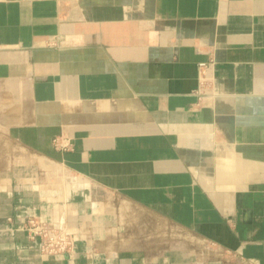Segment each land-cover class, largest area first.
Wrapping results in <instances>:
<instances>
[{"label": "crops", "instance_id": "obj_1", "mask_svg": "<svg viewBox=\"0 0 264 264\" xmlns=\"http://www.w3.org/2000/svg\"><path fill=\"white\" fill-rule=\"evenodd\" d=\"M100 192L221 259L112 246ZM0 264H264V0H0Z\"/></svg>", "mask_w": 264, "mask_h": 264}, {"label": "rangeland", "instance_id": "obj_2", "mask_svg": "<svg viewBox=\"0 0 264 264\" xmlns=\"http://www.w3.org/2000/svg\"><path fill=\"white\" fill-rule=\"evenodd\" d=\"M56 170L58 173L54 179H51V184L56 190H63L67 183L66 178L70 179L71 176L66 171L63 173L62 170V173H59L60 167H56ZM41 181L47 184L50 180L41 176ZM96 200L99 203L97 210L99 212L102 210V214H108L109 218H112L113 224L109 222L106 232L108 231L112 246L116 248L150 252L153 256L165 251L188 250L208 260H220L222 257V253L215 246L194 240L190 232L157 218L116 194L100 192Z\"/></svg>", "mask_w": 264, "mask_h": 264}, {"label": "built area", "instance_id": "obj_3", "mask_svg": "<svg viewBox=\"0 0 264 264\" xmlns=\"http://www.w3.org/2000/svg\"><path fill=\"white\" fill-rule=\"evenodd\" d=\"M209 66L208 63L200 64L203 86L207 83L205 71ZM20 229L28 234L30 240L39 241L40 251L43 254L72 257L76 252V237L68 230L60 229L58 224L43 222L38 217H29L21 222Z\"/></svg>", "mask_w": 264, "mask_h": 264}, {"label": "bare ground", "instance_id": "obj_4", "mask_svg": "<svg viewBox=\"0 0 264 264\" xmlns=\"http://www.w3.org/2000/svg\"><path fill=\"white\" fill-rule=\"evenodd\" d=\"M49 165H51V164H49Z\"/></svg>", "mask_w": 264, "mask_h": 264}]
</instances>
